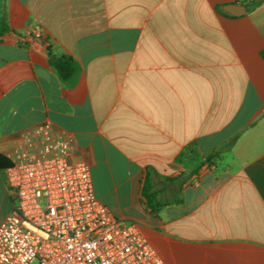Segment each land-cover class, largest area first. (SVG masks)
Wrapping results in <instances>:
<instances>
[{"label":"crops","instance_id":"1","mask_svg":"<svg viewBox=\"0 0 264 264\" xmlns=\"http://www.w3.org/2000/svg\"><path fill=\"white\" fill-rule=\"evenodd\" d=\"M256 1L0 0V222L14 207L5 169L61 138L165 263L264 264Z\"/></svg>","mask_w":264,"mask_h":264},{"label":"built area","instance_id":"2","mask_svg":"<svg viewBox=\"0 0 264 264\" xmlns=\"http://www.w3.org/2000/svg\"><path fill=\"white\" fill-rule=\"evenodd\" d=\"M55 147L5 169L14 207L0 222V264H167L138 224L96 197L89 164L67 141Z\"/></svg>","mask_w":264,"mask_h":264},{"label":"trees","instance_id":"3","mask_svg":"<svg viewBox=\"0 0 264 264\" xmlns=\"http://www.w3.org/2000/svg\"><path fill=\"white\" fill-rule=\"evenodd\" d=\"M258 3H260L259 0L255 2V5ZM1 30L2 29H0V31ZM52 65L55 68L60 79H62L63 81L74 79L79 73V66L70 56L67 55L58 57L56 61L52 63Z\"/></svg>","mask_w":264,"mask_h":264},{"label":"water","instance_id":"4","mask_svg":"<svg viewBox=\"0 0 264 264\" xmlns=\"http://www.w3.org/2000/svg\"><path fill=\"white\" fill-rule=\"evenodd\" d=\"M238 8H239L238 6L229 5V6L226 7V10H227L228 12H230L231 14H238V13H239ZM243 11H244V10H243ZM49 60H50L51 62H54V61H55V56H54V55H51L50 58H49Z\"/></svg>","mask_w":264,"mask_h":264},{"label":"rangeland","instance_id":"5","mask_svg":"<svg viewBox=\"0 0 264 264\" xmlns=\"http://www.w3.org/2000/svg\"><path fill=\"white\" fill-rule=\"evenodd\" d=\"M94 186V185H93ZM99 191V189H97V192Z\"/></svg>","mask_w":264,"mask_h":264}]
</instances>
